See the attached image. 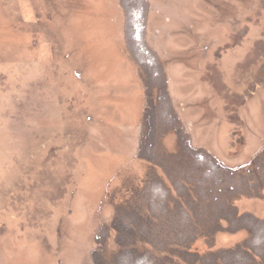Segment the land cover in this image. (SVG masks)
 <instances>
[{"label":"rangeland","instance_id":"1","mask_svg":"<svg viewBox=\"0 0 264 264\" xmlns=\"http://www.w3.org/2000/svg\"><path fill=\"white\" fill-rule=\"evenodd\" d=\"M248 213L264 0H0V264H121L123 235L259 264Z\"/></svg>","mask_w":264,"mask_h":264},{"label":"crops","instance_id":"2","mask_svg":"<svg viewBox=\"0 0 264 264\" xmlns=\"http://www.w3.org/2000/svg\"><path fill=\"white\" fill-rule=\"evenodd\" d=\"M232 201H235V199H233ZM232 201L227 202V205L231 211L233 208ZM188 205H190V202L188 203ZM248 214H249V216H246V218H243V219L245 221L250 222L249 224H246V227H247L246 229L249 228L251 230V233L247 232L248 234H251V237L245 242L246 248H248L250 250V253L247 252L248 255L244 253L245 250L243 249L242 244H240L236 248L238 249L240 254L243 253L246 256H249L252 259L260 262L259 264H264V235H263L264 232L261 233V230L259 228H256V230H255V227L249 226L250 224L253 225V221H256V223H254V224L258 226L259 224L257 223V221H260V220L254 214H251V213H248ZM186 215L188 217L182 216V219H183L182 222L184 224L183 227L186 226L184 228L190 229V224L192 221H194V217L189 216L188 214H186ZM234 217L235 216L220 215L219 218L217 219V221H223V220L225 221L226 220L225 223L227 224V226L228 225L231 226L232 218H234ZM238 220H242V219L238 218ZM153 221L155 223L154 218H153ZM262 223L264 224L263 221H262ZM259 226H261V225H259ZM262 228H264V226ZM252 229L254 231H252ZM218 230H222V228L219 226ZM124 234H128V233L125 232ZM152 238H153L152 235H150V239H152ZM135 240H137V239L134 238V239L128 240L123 235V240L121 241V264H163V263L164 264H202L201 263L202 260H204V264H231V262L227 259H225L224 261L218 260L217 258H218V255L220 253H218L217 255L216 254L212 255V254H209L208 251H205V253H203L202 255L197 254L193 259V258H191L190 253L181 249V250H176V252L174 250L169 251V253H166L168 255H166V254H162L161 252L159 253L157 246H156L157 244H153L152 241H150L148 245L145 244L146 247L144 245V247L140 248L139 245L141 244V241H135ZM251 241H253L254 243H251ZM248 242H250V244ZM167 250H169V249H167ZM231 251H233V250H231ZM173 254H174V256H176L177 259H175L174 257L171 256ZM252 255H256V259ZM214 256H215V259L212 261V258ZM209 257H211V260ZM242 262H244V263H239V264H254L255 263L253 261L252 262H246L243 260H242ZM91 264H94V263H91ZM235 264H237V263H235Z\"/></svg>","mask_w":264,"mask_h":264},{"label":"flooded vegetation","instance_id":"3","mask_svg":"<svg viewBox=\"0 0 264 264\" xmlns=\"http://www.w3.org/2000/svg\"><path fill=\"white\" fill-rule=\"evenodd\" d=\"M133 25H134V28H133V32H136V24L135 23H133ZM130 39H134V37L132 36V34H131V37H130ZM218 162H221V161H219L217 158H215ZM237 184V183H236ZM251 185L250 184H248V192H247V194L246 195H250V194H252L253 196L255 195V192L254 191H252L251 189ZM134 194H135V192H134ZM239 197H236L235 199H238ZM247 198H249V197H246V199ZM201 208V207H200ZM246 216H249V214H243V215H241L239 218H242V217H246ZM130 217V216H129ZM242 227H246V225L244 224V225H242ZM249 233H251V230L249 229ZM251 237V234H249V238Z\"/></svg>","mask_w":264,"mask_h":264},{"label":"water","instance_id":"4","mask_svg":"<svg viewBox=\"0 0 264 264\" xmlns=\"http://www.w3.org/2000/svg\"><path fill=\"white\" fill-rule=\"evenodd\" d=\"M131 21H132V20H131V18H130V28H129V29H130V33L133 34L132 36L134 37V32H133L134 25L131 24ZM136 30H137V29H136ZM138 30H139V35H141V32H142L141 27H138ZM138 30H137V31H138ZM139 40H140V39H139ZM140 44H141V43H140ZM137 57H138V56H137ZM139 60L141 61L142 59L139 58Z\"/></svg>","mask_w":264,"mask_h":264}]
</instances>
